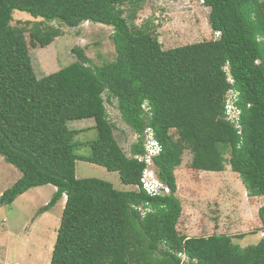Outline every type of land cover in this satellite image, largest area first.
I'll use <instances>...</instances> for the list:
<instances>
[{"label":"trees","instance_id":"1","mask_svg":"<svg viewBox=\"0 0 264 264\" xmlns=\"http://www.w3.org/2000/svg\"><path fill=\"white\" fill-rule=\"evenodd\" d=\"M146 1L0 0V158L22 174L2 195L3 204L53 186L57 192L39 210L42 216L67 196L51 264H264V239L242 248L229 236L180 234L175 173L190 148L191 169L228 168L250 197L264 198V1L204 0L220 40L168 51L150 27L134 26L122 9ZM16 11L69 29L84 23L111 27L116 60L96 66L77 47L76 62L39 79L27 29L12 25ZM33 31L42 41L62 36L54 27ZM229 97L240 112L237 126L225 117ZM114 102L135 136L155 131L162 153L154 164L169 196L152 197L142 189L146 165L136 157L145 154L144 142L132 145L130 157L120 147L106 107ZM91 119L98 138L84 157L75 140L80 132L69 123ZM78 161L118 173L123 185L138 190L79 180ZM258 213L264 231V206Z\"/></svg>","mask_w":264,"mask_h":264},{"label":"rangeland","instance_id":"2","mask_svg":"<svg viewBox=\"0 0 264 264\" xmlns=\"http://www.w3.org/2000/svg\"><path fill=\"white\" fill-rule=\"evenodd\" d=\"M137 7L126 5L122 9L134 26L150 27L165 51L216 40L209 25L210 9L203 0H148ZM13 17L14 27L27 29L26 38L39 79L76 62L73 50L77 47L84 49L96 66L116 60L112 41L114 29L111 27L84 23L79 28L69 29L62 24L34 20L19 11ZM37 26L54 27L62 32V36L52 42L42 41L30 34ZM106 107L115 126V138L130 157L131 147L136 142L135 133L122 121L116 102L107 103ZM95 125L93 119L69 123L71 130L80 132L75 138L82 144L78 149L80 156L92 154L89 144L98 138ZM172 136L178 140L174 131ZM225 156L229 158L228 153ZM192 159L193 151L188 148L183 154L182 165L175 172L176 196L185 211L178 225L180 234L189 238L223 235L233 237L242 248L257 245L262 239L258 210L264 206V198L250 197L239 175L230 169L223 173L198 172L191 169ZM21 175L0 158V198L21 179ZM76 176L79 180L107 181L119 191L130 190L122 184L118 173H110L87 162L76 163ZM54 194L53 186L41 187L26 193L12 205H0V264H51L57 228L44 234L48 222L52 221L43 219L38 212L50 203ZM60 212L59 206L50 212L54 223V217ZM241 235L246 237L241 240L238 238ZM181 258L185 262L186 258Z\"/></svg>","mask_w":264,"mask_h":264},{"label":"built area","instance_id":"3","mask_svg":"<svg viewBox=\"0 0 264 264\" xmlns=\"http://www.w3.org/2000/svg\"><path fill=\"white\" fill-rule=\"evenodd\" d=\"M229 81L231 83L234 82L232 78H230ZM239 114L240 112L234 107L232 99L229 97L226 107V119L237 126ZM145 135V154L136 157L140 163H144L146 165L142 178V189L152 197L169 196L171 194L170 188L158 180L151 170L154 164V158L161 153L162 146L156 141L155 133L151 128L146 130ZM139 210L142 212L143 216H145L148 211L144 210L142 207L139 208ZM262 238H264V232L262 233Z\"/></svg>","mask_w":264,"mask_h":264},{"label":"crops","instance_id":"4","mask_svg":"<svg viewBox=\"0 0 264 264\" xmlns=\"http://www.w3.org/2000/svg\"><path fill=\"white\" fill-rule=\"evenodd\" d=\"M21 177H22V175H21ZM245 187V186H244ZM126 188H129L130 190L129 191H137L138 190V188L137 187H133V186H127ZM54 191H55V193L57 192V188H55L54 187ZM129 191H127V192H129ZM66 202H67V196H64L62 199H61V201L52 209V210H54L55 208H57L58 206L60 207V210H61V212L59 213V216H55L54 218H55V221H56V223H54L53 222V220H52V214L50 213V212H48V213H45L44 215H42V216H44V218L43 219H45V220H51L52 222H48V224L47 225H49L48 226V230H46V232L44 231V234H48V233H50L51 231H53L54 229H55V227L57 228V231H56V233H57V236H58V230H59V228H60V224H61V218H62V215H63V211H64V209H65V206H66ZM258 212H259V210H258ZM183 213H185V211H184V209H183ZM183 216H185V214H182V217H181V219L183 218ZM260 223H261V221H260ZM259 228H261L262 229V223H261V227L259 226ZM187 231H189V230H187ZM190 232V231H189ZM57 236L55 237V242H54V244H53V250H54V246H55V244H56V241H57ZM189 238V237H188Z\"/></svg>","mask_w":264,"mask_h":264},{"label":"clouds","instance_id":"5","mask_svg":"<svg viewBox=\"0 0 264 264\" xmlns=\"http://www.w3.org/2000/svg\"><path fill=\"white\" fill-rule=\"evenodd\" d=\"M203 2H204V0H203ZM215 36H216V40H220V38H221V32H215ZM226 112V111H225ZM225 117H226V113H225ZM147 129H149V128H147ZM146 129V130H147ZM152 129V128H151ZM153 130V129H152ZM154 131V130H153ZM146 132V131H145ZM145 132H144V134L143 135H141V136H138V135H136L135 136V140L136 141H138L140 138H142V140H143V142H145V139H146V135H145ZM154 133H155V131H154ZM156 139V138H155ZM157 141V140H156ZM158 142V141H157ZM159 143V142H158ZM160 144V143H159ZM161 145V144H160ZM161 153H162V151H161ZM161 153L158 155V156H156L155 158H157V157H159L160 155H161ZM155 158H154V160H155ZM140 163V162H139ZM142 164H144V163H142ZM152 172L154 173V176L158 179V180H160L159 179V177H158V174H157V169H156V167H155V164H153V167H152ZM161 181V180H160ZM162 182V181H161ZM163 183V182H162ZM1 199V198H0ZM264 231H262L261 233H260V236H261V238H262V233H263ZM262 239H264V238H262Z\"/></svg>","mask_w":264,"mask_h":264},{"label":"water","instance_id":"6","mask_svg":"<svg viewBox=\"0 0 264 264\" xmlns=\"http://www.w3.org/2000/svg\"><path fill=\"white\" fill-rule=\"evenodd\" d=\"M3 204V201H2V199H0V205H2Z\"/></svg>","mask_w":264,"mask_h":264}]
</instances>
